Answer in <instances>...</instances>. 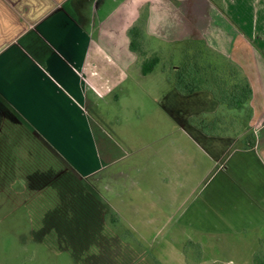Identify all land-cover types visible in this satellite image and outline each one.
Listing matches in <instances>:
<instances>
[{
	"label": "rangeland",
	"instance_id": "rangeland-1",
	"mask_svg": "<svg viewBox=\"0 0 264 264\" xmlns=\"http://www.w3.org/2000/svg\"><path fill=\"white\" fill-rule=\"evenodd\" d=\"M146 45L179 63L176 45L149 38ZM147 82L133 105L103 104L113 120L105 130L95 125L96 136L111 163L95 179L64 172L43 148L0 142V264H264V240L251 226L264 169L254 153L220 139L244 138L247 147L255 135L250 111L214 114L219 104L207 92L169 95L171 130L146 132L130 121L161 106L174 86L162 64ZM220 116L219 136L194 123Z\"/></svg>",
	"mask_w": 264,
	"mask_h": 264
},
{
	"label": "crops",
	"instance_id": "crops-1",
	"mask_svg": "<svg viewBox=\"0 0 264 264\" xmlns=\"http://www.w3.org/2000/svg\"><path fill=\"white\" fill-rule=\"evenodd\" d=\"M142 15L147 38L204 43L240 67L253 92L255 135L247 147L244 138L220 139L254 153L264 169V0H0V142L43 148L78 179L104 172L111 161L102 156L95 125L113 119L103 104L130 106L134 94L148 93L151 74H142L128 35ZM172 89L161 106L130 123L146 132L171 130L175 118L165 103L181 95ZM224 109L219 104L214 114ZM254 203L251 226L263 241L264 183Z\"/></svg>",
	"mask_w": 264,
	"mask_h": 264
},
{
	"label": "trees",
	"instance_id": "trees-1",
	"mask_svg": "<svg viewBox=\"0 0 264 264\" xmlns=\"http://www.w3.org/2000/svg\"><path fill=\"white\" fill-rule=\"evenodd\" d=\"M146 21V15H142L128 32L130 49L138 56L143 75L153 73L155 68L162 64L163 71L182 96L208 92L228 111L237 113L249 111L252 88L237 64L221 57L204 43L190 41L172 44L180 48L178 64L174 59L177 57L175 53L164 62L165 59L160 54H150L147 49ZM251 117L250 112L249 118ZM225 121V118L220 116L212 120L210 125L199 119H195L194 123L203 134L219 136Z\"/></svg>",
	"mask_w": 264,
	"mask_h": 264
}]
</instances>
